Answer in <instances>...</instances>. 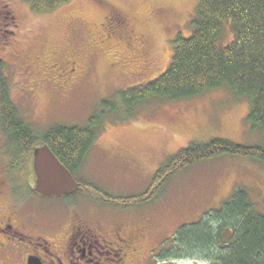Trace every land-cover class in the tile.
<instances>
[{"label":"rangeland","instance_id":"374dc122","mask_svg":"<svg viewBox=\"0 0 264 264\" xmlns=\"http://www.w3.org/2000/svg\"><path fill=\"white\" fill-rule=\"evenodd\" d=\"M33 1L0 0V62L9 65L0 72V93L8 94L18 116L31 127V137L38 141L34 148L50 129L87 127L91 116L98 118L96 138L73 176L108 198L106 203L81 193L46 198L24 190L29 181L34 184L26 175L32 160L17 157L6 132L0 145V189L10 192L0 203L27 200L24 213L54 235L69 226V207L80 216L100 217L106 228L141 227L147 239L130 264H215L198 257L163 262L159 257L170 249L180 227L220 209L236 189L248 192L255 211L264 214V163L240 156L214 158L171 176L149 202L133 207L123 203L144 194L154 174L191 143L226 139L241 146H264V133L246 120L252 99L227 87L188 99L155 97L133 107L120 104L123 92L165 72L170 42L178 34L191 33L200 0H68L54 11ZM109 17L116 27L127 20L133 48L107 30ZM223 30L220 47L233 39L230 22ZM71 58L84 63L85 73L68 85L64 71L72 74V67L66 66ZM103 102H115L116 110L103 108ZM48 205L57 209L35 210L50 209Z\"/></svg>","mask_w":264,"mask_h":264},{"label":"trees","instance_id":"16d2710c","mask_svg":"<svg viewBox=\"0 0 264 264\" xmlns=\"http://www.w3.org/2000/svg\"><path fill=\"white\" fill-rule=\"evenodd\" d=\"M67 1L34 0L33 5L39 3L40 8L54 11ZM229 22L233 30L232 42L220 47L218 38ZM190 24L188 36L178 34L170 42L171 57L165 72L144 85L123 92L120 104L133 107L155 97L188 99L227 87L239 96L252 99L246 120L253 130L257 128L264 133V0H200ZM114 103L109 105L112 111L117 108ZM0 105L12 149L18 150L20 160H32L30 152L38 141L31 137L30 128L15 116L16 108L8 94L3 93ZM109 106L102 103L103 108ZM87 123V127L81 128L59 126L50 129L40 139V145L50 148L72 174L80 168L96 138L94 129L101 124L93 116ZM225 155L264 163V146H241L226 139L191 143L154 174L144 194L127 197L123 203L133 207L149 202L157 197L171 176L191 165ZM79 193L103 203L108 198L92 185L80 184ZM120 202L118 204L125 207ZM223 204L194 224L180 227L172 237L170 249L159 259L163 262L198 257L215 264H264V214L255 211L248 192L242 189H236Z\"/></svg>","mask_w":264,"mask_h":264},{"label":"flooded vegetation","instance_id":"af4514ba","mask_svg":"<svg viewBox=\"0 0 264 264\" xmlns=\"http://www.w3.org/2000/svg\"><path fill=\"white\" fill-rule=\"evenodd\" d=\"M122 23V26L116 27L109 17L107 30L115 35L116 39L124 41L128 47L132 46L133 48L131 45L134 40L133 29L127 24L126 19ZM6 65L5 62H0V72ZM11 65L13 63L10 64V67ZM68 65L72 67L70 75L66 70ZM66 66L62 68L59 65V68L66 70L64 71L65 81L69 82L68 85H73L84 75V63H81L79 58H71L67 60ZM18 67L17 65V69ZM11 104L13 105V103ZM2 114L0 105V145L3 144L5 133L8 132V129L3 125L4 116ZM15 116L21 120L23 125L30 128L23 118L20 116L18 118L17 111ZM26 175L28 179L33 178L31 170H28ZM2 184L3 182L0 183V187ZM26 188L30 193L37 194L33 191L34 184L31 181L27 185H23V189ZM7 192H10L8 188L0 189V198H3ZM15 202L17 205H14ZM26 203L27 200L22 199H15L6 206L0 203V264H34L33 262L36 264H63L65 261L66 264H130L133 258L140 255V249L147 239L146 231L141 227L134 226L127 229L120 224H113L106 228L100 217L80 216L71 207H69V216L67 217L69 226L64 228L60 234L54 235L46 230L44 223H40L32 215L24 213L23 207ZM35 208L36 212L44 213L52 212V208L57 209L54 206H49L50 209Z\"/></svg>","mask_w":264,"mask_h":264},{"label":"water","instance_id":"95a60500","mask_svg":"<svg viewBox=\"0 0 264 264\" xmlns=\"http://www.w3.org/2000/svg\"><path fill=\"white\" fill-rule=\"evenodd\" d=\"M32 158V169L36 180L34 191L39 196L46 198L62 197L79 190L78 184L70 171L59 162L46 145L35 148Z\"/></svg>","mask_w":264,"mask_h":264}]
</instances>
